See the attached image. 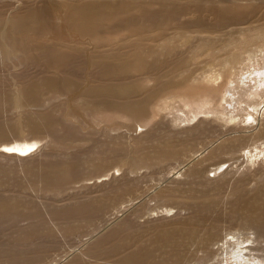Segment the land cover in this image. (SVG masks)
<instances>
[{
    "label": "bare ground",
    "instance_id": "6f19581e",
    "mask_svg": "<svg viewBox=\"0 0 264 264\" xmlns=\"http://www.w3.org/2000/svg\"><path fill=\"white\" fill-rule=\"evenodd\" d=\"M21 1L25 5L12 12L7 10L8 3L0 5V66L11 64L19 68L12 87L0 76V117L8 107L28 110L41 106L45 94H59L67 95L70 108L76 107L72 111L76 114L78 110L86 114L100 109H122L129 117L146 120L149 114L153 118L160 109L169 108V101L177 97L187 109L186 112L180 106L175 109L180 111L174 116L177 122L188 125L196 118L211 117L233 131L241 130L222 150L237 149L248 162L264 163V37H258V46L245 56L231 54L223 58L215 51L212 55L206 54V69L201 70L199 77L193 75L194 61L187 55L193 48L196 52H208L212 48L211 40L190 41L222 22L237 24L238 15L249 9L206 6L212 12L211 22L206 23L200 15L204 5L199 2L193 4V11H188L186 6H174L168 0ZM195 26L199 27L197 31L192 30ZM254 28L230 30L228 36L245 34ZM149 81L153 85L148 86ZM24 117L32 133L40 131V123L48 130L54 124L50 111ZM2 127L5 126L0 125V136H4ZM161 143L160 148L157 147L160 158L172 159L183 149L175 147L169 139ZM39 148L37 137L0 142V154L16 158L33 156ZM225 166L226 161L218 158L214 170L222 172ZM196 170L191 172L197 174ZM29 172L40 176L42 185L52 190L59 185L52 179L59 177L63 170L34 167ZM33 183L16 182L15 185L31 190ZM14 201L0 198V221L17 217L21 204ZM246 203L248 219L261 227V237L264 236V194L259 193ZM98 208L92 202L83 201L57 209L53 214L65 218L61 222L73 220L72 224L77 218H91ZM162 209L165 213L172 211L171 207ZM47 210L45 215H48ZM53 214L50 213V217ZM37 216L44 222L39 214ZM48 220L46 222L50 223ZM71 224L60 225L57 231L66 235L74 229ZM52 227L28 229L24 237L30 242L42 235L52 236L56 233ZM194 233L193 228L175 226L163 227L156 234L144 237L143 233L132 231L127 223L122 229L110 232L112 239L105 236L98 240L87 255L104 264H184L195 256L191 253L187 257L188 245L198 241L195 250L207 252L208 258L197 259V264H264V247L255 246L256 237H251V232L228 231L215 242V247H208L209 239L204 237L195 241ZM145 239L148 241L142 244ZM39 246L35 249L32 245V251H17L19 254L8 255L6 259H10L11 264H36L45 257L48 251L45 249L51 248L50 245L48 248V245Z\"/></svg>",
    "mask_w": 264,
    "mask_h": 264
},
{
    "label": "rangeland",
    "instance_id": "374dc122",
    "mask_svg": "<svg viewBox=\"0 0 264 264\" xmlns=\"http://www.w3.org/2000/svg\"><path fill=\"white\" fill-rule=\"evenodd\" d=\"M168 1L174 6H186L188 11H193V4L199 2L204 5L200 8V15L206 23L212 20V12L206 6L223 8L230 5L238 9H249L238 15L237 24L225 21L212 30L202 27L206 32L190 41H212V48L208 52H196L194 48L187 52L194 61L191 68L195 70V77H199L201 70L206 69V54L212 55L215 51L223 58H228L231 54L245 56L258 46L257 38L264 37V0ZM3 3L9 4L8 12L25 5L21 0H0V5ZM251 25L255 28L250 32L235 33L232 38L228 36L230 30L239 32L249 26L252 28ZM192 28L197 31L199 27ZM197 55L199 57L196 58ZM1 67L0 76L6 78L3 77L10 87L16 83L19 68L12 67L11 64ZM147 84L151 86L153 82L149 81ZM65 96L67 95L45 94V101L41 106H33L28 110L8 107L0 117V125L5 126L1 128L4 129V136H0V142L10 138L29 137H37L40 141L39 151L26 159L0 154V198L15 200L16 204H21L20 215H16L15 219L2 218L0 221V264H11V260L6 259L8 255L19 254L26 249L32 251L30 246L37 249L39 244L42 247L48 245L46 248L51 246L45 249L48 251L39 264H104L92 258L91 260L87 252L98 240L110 236L113 230L122 229L127 223H130L132 231L143 233L144 237L156 234L163 227L193 228L195 241L203 237L209 239L208 247H215V242L228 231L251 232L250 236L256 237L255 246L264 247L262 229L249 220L245 208L249 199L259 193L264 194V163L259 160L253 164L252 161L248 162L237 149L222 150V146L227 145L241 130L233 131L234 129L211 117L191 120L188 122L189 126L177 122L175 117L180 111L175 109L180 106L187 111L177 97L169 101V108L167 106L164 110L160 109L153 118L149 114L143 120L123 114L122 109H100L86 114L78 110L79 113L76 114L72 112L76 107L70 108V99L67 100L68 97ZM148 106L147 109L150 110L151 105ZM47 111H50L54 123L51 130L65 136L57 145L53 143L48 130L40 129L32 133L29 124L26 125L24 115ZM5 129H8L7 133ZM166 139L172 140L175 147L183 148L172 159L160 158L157 154V147ZM138 145L146 149L139 148ZM212 152L215 153L214 156ZM216 157L226 161L222 172L214 170L218 160ZM45 164H68L69 167L43 166ZM34 167L62 169V174L52 179L53 183L59 184L56 189L43 186L40 176L33 173L31 175L30 168ZM195 170L198 171L197 174L191 172ZM14 182H31L34 188L23 189ZM83 201L92 202L96 209L99 207L91 216L92 219L77 218L72 224L73 220L67 219L68 222L66 220L63 223L61 221L65 218L55 217L53 214L59 209ZM162 207H171L172 211L165 213ZM46 210L49 217L45 215ZM50 213L55 219L50 217ZM37 214L44 222L39 220V216L36 217ZM47 219L51 224L46 222ZM67 223L74 227L71 232L65 235L63 231H57ZM55 225L58 226L56 229ZM36 227H52L56 233L52 236L42 235L36 241H26L28 239L24 236L28 229L30 231ZM147 241L145 239L142 244ZM194 243L185 250L187 257L191 253L195 255L189 258V264H197V259L202 257L208 258L207 252L195 250L198 248V241L197 244ZM85 256L87 257L84 258ZM188 262L185 261L184 264Z\"/></svg>",
    "mask_w": 264,
    "mask_h": 264
},
{
    "label": "water",
    "instance_id": "95a60500",
    "mask_svg": "<svg viewBox=\"0 0 264 264\" xmlns=\"http://www.w3.org/2000/svg\"><path fill=\"white\" fill-rule=\"evenodd\" d=\"M39 123V122H38ZM38 127L39 128H41V129H46V130H48L47 128H45V126H44V123H40V124H38ZM29 128H30V130H32V128H31V126H29ZM48 132L51 134V136H52V141H53V143L54 144H59L64 138H65V136L64 135H62V134H60V133H58L57 131H55V130H48ZM3 136V135H2ZM43 166H47L46 164L45 165H43ZM49 166H54V167H59V168H61V167H63V168H66V167H69V165L68 164H51V165H48L47 167H49Z\"/></svg>",
    "mask_w": 264,
    "mask_h": 264
}]
</instances>
